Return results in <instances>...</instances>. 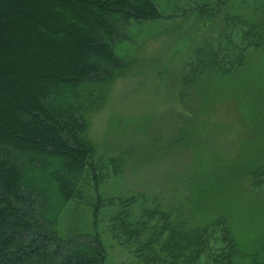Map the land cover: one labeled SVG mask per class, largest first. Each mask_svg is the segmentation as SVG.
I'll return each mask as SVG.
<instances>
[{
	"label": "trees",
	"instance_id": "obj_1",
	"mask_svg": "<svg viewBox=\"0 0 264 264\" xmlns=\"http://www.w3.org/2000/svg\"><path fill=\"white\" fill-rule=\"evenodd\" d=\"M215 1L225 8L234 0ZM195 2L201 15L213 3ZM249 5L243 16L222 18L225 27H242L234 31L245 44L228 56L227 37V45L198 52L195 77L239 66L248 48L263 44L264 4ZM160 17L154 0H0V264H105L100 234L71 226L76 215L66 211L86 203L95 226L112 204L99 194L107 174L97 167L89 122L125 66L118 51L132 23ZM262 187L264 160L250 183ZM185 200L147 199L149 209L134 220L125 200L108 230L140 264H264V238L246 255L225 218L195 223Z\"/></svg>",
	"mask_w": 264,
	"mask_h": 264
},
{
	"label": "rangeland",
	"instance_id": "obj_2",
	"mask_svg": "<svg viewBox=\"0 0 264 264\" xmlns=\"http://www.w3.org/2000/svg\"><path fill=\"white\" fill-rule=\"evenodd\" d=\"M208 1L213 3L201 15L195 0H154L161 17L132 23L129 41L118 51L125 66L90 119L88 137L102 161L97 167L108 168L99 177V194L112 204L99 211L95 226L86 203L66 213L76 215L71 226L100 234L105 264H140L108 230L125 200L128 219L134 220L149 209L147 199L178 205L187 199L193 222L225 218L246 255L264 238V187L250 188L264 160V42L225 72L195 77L193 71L198 52L208 54L219 41L225 46L228 40L224 53L235 55L245 43L234 29L242 27H225L222 18L243 16L244 5L264 0H234L225 8ZM188 78L193 80L185 83ZM86 194L92 202L94 191ZM68 224L60 220L61 228Z\"/></svg>",
	"mask_w": 264,
	"mask_h": 264
}]
</instances>
